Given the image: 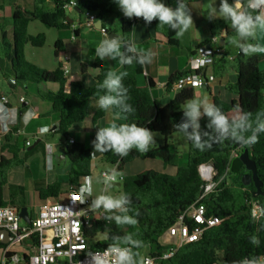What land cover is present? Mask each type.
I'll return each mask as SVG.
<instances>
[{
	"label": "trees",
	"instance_id": "16d2710c",
	"mask_svg": "<svg viewBox=\"0 0 264 264\" xmlns=\"http://www.w3.org/2000/svg\"><path fill=\"white\" fill-rule=\"evenodd\" d=\"M69 0H33L31 9L19 11L14 9L11 17V36H8V24L0 21V65L9 62V71L1 74L8 81L10 88L27 86L34 83L37 86L38 96L50 104L46 116L56 114L59 122L53 131L69 140L68 134L73 126L82 124L88 114L90 101L97 100L99 95L104 94L98 85L103 82L110 70L94 63L92 68L99 72L94 78V83L85 88L78 78L64 77L60 64L54 71H46L34 64L27 62L22 55L24 43L40 48L45 43V34L36 36L27 34V27L31 21H38L47 28L69 29L71 18L64 9V3ZM196 2L200 0H187ZM232 3L234 0H230ZM166 5L175 8L178 0H162ZM243 2V0H242ZM114 0H77V9L80 16L93 13L97 18L104 21L112 14ZM138 21L145 22L143 18L133 19L131 22L121 24L122 51L126 56L133 57V64L123 65L127 75L123 76V84L128 89V103L134 111L127 114V121L147 127L154 133L160 134L165 139L178 132L176 125L185 121L183 105L193 99V90L180 91L166 106H160L152 97L151 88L153 83L148 81L146 86L138 85V77L143 75V66L136 63V53L127 52V47L132 45L131 32L133 24ZM152 24L156 31L166 39V45L172 48L183 49L175 32L168 25H160L158 19ZM231 27V21L226 19H214L209 26L210 38L226 32ZM234 36L236 32L233 33ZM211 41L209 40L208 44ZM60 41L54 44V57L59 58L64 50L59 46ZM219 49V48H218ZM188 55H195V51L186 49ZM1 67V66H0ZM210 67L213 78H222L229 72L236 74V82L228 84L226 90L237 98L225 102L218 96L213 97V102L228 117L231 123L234 119L239 120L244 113H250L248 123L255 129L264 120V68L259 67L258 57L255 55L245 56L240 50L234 57L228 54L213 53L210 57ZM84 66H82L83 71ZM186 72V71H185ZM182 72L178 71L168 81V87H172L174 80ZM47 84L58 85L53 91L47 88ZM105 110L99 109L92 118V129L89 139L95 140L96 121L104 115ZM200 136L204 143L203 148H197L188 138L187 163L179 165L180 155L172 151L165 142L163 145H151L149 150L141 153L138 150H130L127 156L121 157L114 152L102 153L107 157L111 165L119 163V169L134 159L154 160L158 159L166 166L176 168L175 174L159 173L150 170L135 176L124 177L122 181L123 195L129 201L124 207L126 213L118 212L113 217L107 216L104 220L95 221L84 230V235L90 242L87 251L110 248L112 246L126 247L131 255L132 264H139L143 255V249L148 247V254L154 257L161 256L166 250L165 245L160 244L159 238L175 223L177 218L194 205L205 207L206 215L217 216L221 223L206 230L201 238L190 244L180 246L169 259H157L156 264H240L243 260H257L264 257V132L257 133L255 143L244 145L232 139H225L211 128H206L207 117L200 119ZM192 128L188 129L191 133ZM243 135H251V130ZM4 149L11 155L10 158H0V206L6 205L3 196L4 187L7 185L8 172L23 165L20 156L21 146L14 140L13 133H7L4 137ZM247 149L250 159L256 166V174L261 183L263 196L253 198L255 187L252 184L245 187L241 181L247 173L244 165L239 160L243 150ZM91 150L84 144L74 140L73 144L67 143L63 150L65 159L69 161L70 168L67 171L70 188L80 185L83 178L91 176ZM235 153L236 156L232 154ZM210 164L214 175L212 183L214 189L203 198L205 182L199 174V168ZM11 196L22 197L19 207L23 206L24 188L9 185ZM41 200L59 199L65 195L58 182L48 184L43 189L37 190ZM258 201L262 216L255 220L250 213L248 201ZM128 215L137 221L132 224H117L115 216ZM102 238L94 241L96 237ZM258 240V244L252 243V238ZM32 246L37 244V238L30 239ZM5 246L0 245V249ZM15 250L5 254V264H10L8 259ZM24 261L18 264H29L28 255L23 254Z\"/></svg>",
	"mask_w": 264,
	"mask_h": 264
},
{
	"label": "crops",
	"instance_id": "0c3cea01",
	"mask_svg": "<svg viewBox=\"0 0 264 264\" xmlns=\"http://www.w3.org/2000/svg\"><path fill=\"white\" fill-rule=\"evenodd\" d=\"M184 2L191 9V15H192L194 24L184 33L182 37L178 38L179 43L183 47V49L172 48V47L167 46L166 39L163 37L162 34H160L158 31L155 30L152 24L138 21L136 24H133L132 26L131 39H132V45H135L137 47V50H138V52H136L137 56L141 52H152L154 54L152 62L150 64H147L146 66H143V75L138 77L137 79L138 85L140 87H144L146 86L148 81H151L153 83V88H151L150 90L152 97L155 100H157L159 105L162 107L169 104V102L179 93L178 91H175L172 87H168V81L178 71L184 73L188 69V62L192 56L188 55L186 49H189L190 51H195V54H197L198 52L202 51L204 48H207V46L210 43L208 44H204V43H207L209 40L211 41L212 39L210 38V34H209V26L211 22L214 19H224L219 16L220 1L216 2L214 0H200L196 2H189L187 0H184ZM228 3L232 4L230 0H228ZM31 8H32V5H31ZM31 8H29V6L19 5L16 3H12L9 6H4L2 0H0V21H4L7 23V20L11 19L14 9L23 11L24 9H31ZM213 8L215 9L214 13H212L211 11ZM112 15H113V12L112 14H109L104 21L97 18V20L94 22L92 27H87L85 23H80L79 27H76L74 26V24L72 25L73 20L71 19L70 21L71 26L69 30L71 31L72 35L70 36L68 41L65 42L64 40H62V38H56V40L54 41V44L56 43V41H60L59 46H61L64 52L67 53L70 57V63L72 65V68H71L69 77L78 78L82 82V85L85 88L90 87L94 83V78L99 72L98 69L92 68V65L94 63L99 62L102 67L107 68L110 71H115L117 72V74L126 72L124 67L120 65L118 61L119 58L117 60H111L106 57L104 60H100L96 56V48L102 40H104L105 38H110L111 37L110 35H114V34L116 36L121 37V24L123 22H131L133 19H138L136 17L129 19L124 16V18L120 19L119 23H114L113 26L110 27V24H111L110 16ZM99 21H101L102 28H104L107 31L106 34H103L100 31ZM7 24H8V29H7L8 36H11V30H12L11 24L9 23ZM234 32H235V29L228 28L226 32H223L220 35L216 36L218 38V43L216 44V48H219L218 55L228 54L230 57H234L236 55L226 50V45L229 41H231V37L234 36L233 35ZM112 37H115V36H112ZM184 39H187L188 42H183ZM256 39L254 37H249L247 38V41L250 42L251 44H254ZM257 41H259V39ZM259 44L264 45V40H261ZM121 45H122V40H121ZM238 51H240V49ZM252 55H255L258 57L259 63L260 61L264 60V53L252 54ZM54 61L56 63V66L51 67L50 69L46 71L51 72L57 68L59 64V58H55ZM77 65H79L78 74L74 72V67ZM0 66H1L0 67L1 71L3 72L9 71V68H10L9 62H2ZM82 66H84L83 71H82ZM37 67L40 68L39 66ZM1 71H0V95H4L8 99L6 108L9 113V116H8L6 123L9 128V131L7 133H10V132L13 133L14 140H17V137L23 134L24 127L22 126L21 120L24 118H25L24 120L25 123H29L30 121H33V120L40 121L38 128L35 130L36 132L35 135L37 137L44 138L47 135L46 133L48 132V130L52 133H55L53 131L56 129L58 125L59 117H53L54 116L53 114L46 116V113L50 109V104L48 105L40 101L41 102L40 104L36 106H31V108L29 109L30 112L28 111L19 112L16 106V102H20L19 99L23 98L24 101L22 103L24 105H27V103L25 102L26 99L22 95L18 96L17 98V96L14 94V91H16V87L15 88L9 87L8 83L10 82L9 80L6 81L3 78ZM205 74L207 77L212 76L210 63H208L206 67ZM236 79H237L236 74L234 72H229L222 78H212V80L208 81V83L203 87H192L191 89L193 90V99H203L206 97L208 98L210 102H213V97L218 96L221 100L225 102H230L236 99L237 97L234 94L229 93L226 90V86L228 84L235 83ZM10 84H13V83H10ZM6 88L11 91V95L7 93ZM47 88L53 91H56L58 89V85L47 84ZM225 91L228 92L229 95H226V98H223L222 94ZM11 98H15L13 99L14 101ZM96 102L97 100L90 101L89 111H88L85 121L82 124L76 125L81 131H83V134L88 133L89 135L92 129V118L94 114L96 113V111L100 109L99 107H97ZM116 111H117L116 109H110V110L105 111L104 115L96 121L95 126H94L95 130L98 131V128L100 127L109 126L112 122H115L118 125L122 123H128V124L134 123V121H127L125 118H123V116L117 119ZM201 111H203V109H201ZM41 119H44V120H41ZM76 126H73L70 130H72ZM7 133L4 132L3 124H0V158L1 157L10 158L11 157V155L4 149V146H3L4 137ZM69 139H73V138H69ZM168 145L172 151H176L179 153L180 155L179 165L185 166L187 163V155H186V163L182 164V161H181L182 154H180V151L178 150V148H176L174 145H170V144ZM50 153L51 152H49L48 157L51 156ZM20 156H21V153H20ZM48 157H45V158L48 159ZM154 160L157 162L158 159H154ZM159 161L160 163H157V164H160L159 166L162 169H166V165H164L161 160ZM18 167L20 166H17L11 169L8 172L7 176L14 169ZM54 170L55 169L53 166L51 171H54ZM63 173L66 174L67 170L65 169L64 172L57 171L55 175H57L59 178L60 175ZM170 175H173V173H170ZM54 182H58L60 184L58 179L56 180V176H55L54 178H52V182H47L43 184H35L33 186L34 192L37 197V201L35 204V206L37 207L36 208L37 210L34 214V217L33 218L30 217L31 220L36 217L37 212L39 208L41 207V205L46 200H48V199L46 200L39 199L37 190L43 189L48 184H51ZM9 185L11 184H8L7 182V185L4 187V190H3V196L6 202V205H10L12 199H15L18 205H14V207L20 209L21 207H19V204L21 202L22 197L18 194L11 196L10 191L8 189ZM62 191L65 192V195L68 192V191L66 192L65 189L63 188H62ZM65 195L63 197H65ZM22 207H26L28 211L29 205L26 202L25 194L23 195V206ZM166 241L167 240L165 239L164 241H162V243L165 244ZM162 243L160 242V244ZM4 246L5 248L0 249L2 251V259H3L4 250L6 249L7 245H4ZM31 246L32 245L28 243L27 247H29L30 249H27L25 250V252H21V253L18 251H15V252L20 253V254L30 252L32 250Z\"/></svg>",
	"mask_w": 264,
	"mask_h": 264
},
{
	"label": "clouds",
	"instance_id": "9594fccd",
	"mask_svg": "<svg viewBox=\"0 0 264 264\" xmlns=\"http://www.w3.org/2000/svg\"><path fill=\"white\" fill-rule=\"evenodd\" d=\"M122 11L123 15L129 19L143 18L146 23H151L153 20L158 19L160 25H168L176 34V37H182L184 33L194 24L191 9L184 2L178 0L177 6L172 8L162 0H114ZM264 0H234L232 4L228 0H220L219 16L231 21V27L235 29L236 35L241 39L254 37L255 30L260 28L264 30ZM212 13L215 12L213 8ZM226 34V33H224ZM233 43L243 52L245 56L252 54L264 53V45L260 44H240L238 41ZM121 37L115 36L112 38H105L100 42L96 48V56L100 60L106 57L111 60H117L121 66L133 64V57L126 56L121 50ZM127 52H138L135 45H129ZM152 52H141L138 55L136 63L141 66L150 64L153 59ZM127 73L117 74L115 71H109L105 79L98 85L99 89L104 90L103 95H99L97 99V107L102 110L116 109V118L121 116L127 118V114L134 111L133 107L127 102L129 99L128 89L123 84V76ZM203 109V111H201ZM185 121L176 125L180 132L187 133V137L192 140L197 148H203L204 143L201 141L200 136V119L201 117L208 118L206 128H211L214 132L219 133L223 138L231 137L234 140L241 142L244 145H250L257 141L259 132H264V123L259 124L255 129H252L248 123L250 113H244L239 120L234 119L231 123L228 117L217 107L214 103L210 102L208 98L191 99L187 101L183 107ZM9 113L0 105V124H3L4 132L9 131L7 126V119ZM192 128V132L188 133V129ZM251 130V135H243ZM156 133L147 127L138 126L137 124L122 123L117 124L112 122L109 126L100 127L96 132L95 140L92 142L94 147L93 156L95 151L100 153L114 152L115 154L124 157L127 156L133 148L141 153L149 150L151 145L156 144L154 137ZM48 170L51 171L53 164L51 156L47 159ZM119 174L112 171L106 174V182L115 181ZM129 201L124 197L116 198L111 195L97 196L91 205V209L97 210L101 207L106 212L118 210L126 213L128 209L124 207ZM256 213L253 212L255 217ZM116 223L119 224H132L135 225L137 221L128 215L115 216ZM253 244H258V240L253 237ZM109 253H114L115 259H109L104 256L93 257L95 264H132L131 255L128 250H121L114 246L106 250ZM240 264H264V257L259 261L257 260H243Z\"/></svg>",
	"mask_w": 264,
	"mask_h": 264
},
{
	"label": "built area",
	"instance_id": "2783aa9c",
	"mask_svg": "<svg viewBox=\"0 0 264 264\" xmlns=\"http://www.w3.org/2000/svg\"><path fill=\"white\" fill-rule=\"evenodd\" d=\"M63 7L65 10L67 8L75 10L77 8V0H69L67 3H64ZM96 20L95 14L87 13L85 25L92 27ZM100 31L103 34L107 33L104 28H101ZM217 43L218 38L213 37L209 49L204 48L189 59L186 72L179 75L172 84V88L175 91L180 92L192 87H203L208 81L212 80V76H206L205 70L208 63H210L211 55L219 53V49L216 48ZM59 64L64 77H69L71 72L70 57L67 53L64 52L59 56ZM19 101L23 102L24 99L20 98ZM7 103V97L0 95V104L6 110ZM68 143L73 144L74 140L69 139ZM232 155L236 156L235 153ZM112 166L113 170L118 173L119 163ZM207 167H210L211 171L209 177L205 178L203 170ZM212 170V166L204 165L199 168V174L205 182L204 193L201 198L215 187V184L212 183ZM112 171L109 173L101 172V178L104 180L105 187L111 183H121L124 179L118 173L119 175L115 181L106 182V174L110 175ZM84 179L87 184H80L75 188L69 189L65 197L46 200L39 208L36 217L31 220L30 225L24 223L19 217L18 208L11 205L0 206V229L8 231L12 237L11 242L4 250L2 264L6 263L7 260L4 256L8 251H12V247L28 246L32 236L37 238V244L31 246L32 250L26 253L29 264H58L59 258H64L66 260L65 264H95L93 257L96 256L115 259L114 253L106 251L109 248L87 251L89 241L84 235V230L95 221L104 220L107 216L113 217L120 211L115 210V213L112 214L104 211L102 207L93 211L91 209L92 200L89 177ZM248 207L251 216L255 220H258L262 216V209L258 201H248ZM253 212L256 213L255 217L253 216ZM220 223L221 220L217 216L206 215L204 206H192L181 214L175 223L163 233V236L167 240L165 244L167 250L158 257L143 254L139 264H156L157 259H169L180 246L198 241L206 230ZM115 248L128 250L123 246H116ZM8 261L10 264L22 263L24 261L23 254L16 252L9 257ZM214 264L222 263L217 262Z\"/></svg>",
	"mask_w": 264,
	"mask_h": 264
},
{
	"label": "rangeland",
	"instance_id": "374dc122",
	"mask_svg": "<svg viewBox=\"0 0 264 264\" xmlns=\"http://www.w3.org/2000/svg\"><path fill=\"white\" fill-rule=\"evenodd\" d=\"M33 0H2L4 6H9L12 3H16L19 5L29 6L31 8ZM219 2L220 0H214ZM67 15L73 20L72 25L79 27L80 23H85L86 15H79L73 8L66 9ZM124 18L122 11L119 9L118 5L115 3L113 8V15L110 16L111 24L110 27L113 26L114 23H119L120 19ZM7 23L11 24V19L7 20ZM10 32V31H9ZM45 34V43L42 47L36 48L31 46L29 43H24L22 48V55L24 59L34 64L35 66H39L43 70H48L51 67H55V57H54V41L56 38H62L65 42L68 41L70 36L72 35L69 29H52L47 28L43 24L38 21H31L27 27V34L36 36L38 34ZM255 43L259 44L261 40H264V30L257 28L254 33ZM259 39V41H257ZM238 41L240 44H247L250 43L247 39H240L237 36H232L231 41H229L226 45V50L233 54H238L239 48L233 43V41ZM183 42H188L187 39H184ZM260 68H264V60L260 61L259 63ZM72 65L70 63V69ZM74 72L78 74L79 72V65L74 67ZM142 79V77H141ZM10 81H13L10 79ZM8 94L11 95V91L6 88ZM14 94L17 96H24L26 99L27 105H24L22 102H16V106L19 112H30L31 106H36L41 102L48 104L47 101L41 100L37 93V86L34 83H29L27 86H16V91ZM226 95H229L228 92H224L222 94L223 98H226ZM12 97V96H11ZM12 100L15 98H11ZM14 101V100H13ZM41 101V102H40ZM184 107V106H183ZM182 107V109H183ZM53 117H58L56 114H53ZM21 118V117H20ZM25 118L21 120L22 126L24 127L23 134L17 137V141L21 146V157L24 161L23 165L14 169L8 176L7 182L8 184L21 186L24 188V194L26 197V202L29 205L28 212L31 218L34 217L36 212V201L37 197L34 192V185L35 184H43L47 182H52V178L56 176V180L60 182L61 186L67 192L70 188L68 184L67 173H63L58 178L56 174L57 171L64 172L66 169L67 171L70 168V163L68 160L60 159V156L63 153L65 145L68 143V140L63 138L58 133H52L48 130L46 133L47 135L42 137H37L35 134V130L38 128L39 122L38 120L30 121L29 123H25ZM44 120V119H41ZM68 138H73L76 142L84 144L87 148H89L92 152H94L93 141L89 139L88 133H84L81 131L78 126L73 128L69 131ZM156 140V146L163 145L167 142L170 145H174L182 154V164L186 163V155L188 150V137L187 133L184 132H175L172 135L168 136L166 139L161 136L160 134L156 133L154 137ZM40 140L39 143L37 141ZM28 142V144H26ZM50 150V151H49ZM49 152H51L52 164L54 166V171H48L47 169V159ZM160 163L159 160L157 162L155 160H141V159H134L130 163H126L123 165L121 169H119L118 173L123 177L128 176H135L140 173H145L150 170L159 172V173H166L175 174L176 168L166 166V169H162L157 164ZM210 166V165H205ZM113 170V166L108 162L107 157L103 154L97 156L95 159H92L91 162V176L89 177V186L91 189V200H93L99 195H111L116 198H120L123 195V187L122 182L120 187H112L109 186L105 187L104 180L101 178V172L109 173ZM214 172L212 170V176ZM54 180V179H53ZM85 179H81L80 184H84ZM87 184V183H85ZM19 203V202H18ZM10 205H18L15 199H12ZM110 213H115L113 210ZM101 236H98L93 240V243L96 240L101 239ZM165 240V237L162 235L159 238V241ZM90 244V242H89ZM164 244V243H162ZM166 244V243H165ZM164 244V245H165ZM13 250L18 252H25V250L30 249L27 246H14L12 247ZM143 254H148V247L143 249ZM2 251L0 250V264H2ZM66 260L64 258L58 259V264H65Z\"/></svg>",
	"mask_w": 264,
	"mask_h": 264
},
{
	"label": "water",
	"instance_id": "95a60500",
	"mask_svg": "<svg viewBox=\"0 0 264 264\" xmlns=\"http://www.w3.org/2000/svg\"><path fill=\"white\" fill-rule=\"evenodd\" d=\"M75 11L80 14V10H78L77 8H75ZM100 27L99 29L102 28L101 25V21H99ZM112 38V36H116L114 35H110ZM211 47V45L209 44L207 46V49H209ZM10 83H14V81H10ZM37 143H39V140L37 141ZM102 153H100L99 151H95V156H93V152H91V157L92 159H95L97 156L101 155ZM65 157V154H62L60 156V159H63ZM239 160L241 161V163L244 165L245 169L247 170V173H245L242 176V183L245 187H249L252 184L255 187V191L252 193L253 198H256L257 196H263V193L261 192V183L259 182L258 178H257V174H256V166L255 163L252 159H250L249 157V153L247 149H244L242 154L239 156ZM210 165V164H209ZM211 166V165H210ZM120 187L121 183H111L109 185L110 188L112 187ZM19 217L23 220L24 223H26L27 225H30L31 223V218L28 214L27 208L26 207H21L19 209ZM11 235L9 234L8 231L0 229V244L3 245H9V243L11 242Z\"/></svg>",
	"mask_w": 264,
	"mask_h": 264
},
{
	"label": "bare ground",
	"instance_id": "6f19581e",
	"mask_svg": "<svg viewBox=\"0 0 264 264\" xmlns=\"http://www.w3.org/2000/svg\"><path fill=\"white\" fill-rule=\"evenodd\" d=\"M210 171H211L210 167H207L203 170V175L205 178L209 177Z\"/></svg>",
	"mask_w": 264,
	"mask_h": 264
},
{
	"label": "flooded vegetation",
	"instance_id": "af4514ba",
	"mask_svg": "<svg viewBox=\"0 0 264 264\" xmlns=\"http://www.w3.org/2000/svg\"><path fill=\"white\" fill-rule=\"evenodd\" d=\"M1 246H3L2 244H0Z\"/></svg>",
	"mask_w": 264,
	"mask_h": 264
}]
</instances>
